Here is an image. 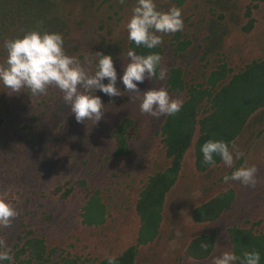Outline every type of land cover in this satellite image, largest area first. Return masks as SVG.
I'll list each match as a JSON object with an SVG mask.
<instances>
[{
    "label": "rangeland",
    "instance_id": "rangeland-1",
    "mask_svg": "<svg viewBox=\"0 0 264 264\" xmlns=\"http://www.w3.org/2000/svg\"><path fill=\"white\" fill-rule=\"evenodd\" d=\"M52 2L57 12L50 16L60 18L69 30L64 37L66 52L92 70L97 52L111 54L117 86L125 94L109 97L97 89L94 94L101 97L105 111L93 124L77 122L63 93L55 87L45 95L31 96L27 90L9 94L0 82V195L19 212L10 227L0 228V237L13 257L0 264H17L20 258H28L27 252L19 258L16 253L31 236L43 237L49 249H56L53 260L68 253L79 256L83 264H91L120 255L138 240L142 224L136 203L140 190L150 175L169 163L156 132L163 116L141 113L140 101L130 100L121 79L130 60L126 24L137 0H125L124 4L119 0ZM250 2L186 0L178 6L174 0H155L160 10L173 5L181 8L184 28L178 32L191 41L185 51L174 55L169 44L177 32L158 33L167 47L162 56L167 75L169 67L177 64L185 68L188 77L202 82L220 61L228 62L237 72L253 60L264 59V3L249 6L248 16ZM12 10L9 16H0V63L7 56L4 41L24 32L26 15L23 10ZM251 18L253 26L248 29ZM42 29L47 31L43 24ZM166 79L146 78L138 88L142 92L167 88ZM103 82L108 83L107 79ZM170 95L185 98V94ZM125 117L133 124L128 133L131 151L118 157L113 129ZM234 144L244 157L234 160L232 168L222 161L205 173L196 169L193 148L186 152L179 179L165 200L160 232L155 240L139 246L136 264H213L224 251H233L230 228L247 227L264 233V107L250 117ZM245 160L258 169L256 186L225 183L224 175H230ZM228 189L235 191L233 201L219 218L209 222L194 219L197 206ZM97 190L107 205L106 218L100 225H88L81 212ZM211 231L216 233V244L209 259L190 256V241Z\"/></svg>",
    "mask_w": 264,
    "mask_h": 264
},
{
    "label": "trees",
    "instance_id": "trees-1",
    "mask_svg": "<svg viewBox=\"0 0 264 264\" xmlns=\"http://www.w3.org/2000/svg\"><path fill=\"white\" fill-rule=\"evenodd\" d=\"M54 1V0H53ZM182 5L186 0H174ZM264 0H251L247 7H258ZM246 14L251 16V8ZM13 8L23 10V31L27 27L33 29L43 22L49 32H62L63 39L69 32L60 18L51 17L54 5L52 0H1L0 16H9ZM13 11V10H12ZM2 24L3 22L0 21ZM248 29L253 26L250 19ZM190 40L177 32L170 49L174 55L185 51ZM130 49L137 54H148L149 51L159 52L162 56L167 47L161 44L158 48L148 50L137 47L130 42ZM207 53H205L206 56ZM204 57V56H203ZM167 90L173 94H185L181 111L173 116H163L158 130L161 136L163 149L169 161L168 166L158 170L148 177L147 182L140 190L136 203V210L141 219L138 240L127 247L118 258L117 264H136L139 246L155 240L160 232L163 219V208L168 192L178 181L186 152L192 147L196 169L205 173L213 166L203 162L202 145L209 139H223L231 147L244 130L250 117L264 107V59H256L235 72L226 61L220 63L207 76L205 81L197 82L187 76L184 67L172 65L166 79ZM133 126L132 119L125 117L114 129L113 136L116 142L115 155L128 156L130 154L129 129ZM166 150V151H165ZM216 165L222 162L215 156ZM235 191L228 189L206 200L193 210L194 219L201 222L216 220L229 209ZM83 222L88 225H100L105 221L107 205L102 201L99 191L91 195L81 212ZM230 239L233 251L241 256L244 250L256 249L260 253V264H264V233L253 228L232 227ZM202 241L208 243L207 250L200 248ZM216 244V233L202 234L194 237L187 252L196 259H209ZM29 253L28 258H20L17 264H83L79 256L68 253L61 254L58 260H53L56 249H49L43 237L31 236L24 241V246L18 248L16 257L21 253ZM88 260V258H87ZM92 262V260L90 261ZM108 264L106 257L97 263ZM234 264H240L237 260Z\"/></svg>",
    "mask_w": 264,
    "mask_h": 264
},
{
    "label": "clouds",
    "instance_id": "clouds-1",
    "mask_svg": "<svg viewBox=\"0 0 264 264\" xmlns=\"http://www.w3.org/2000/svg\"><path fill=\"white\" fill-rule=\"evenodd\" d=\"M119 3L124 4L125 0H119ZM42 24L41 21L37 27L24 31L22 36L4 41L7 56L0 63V82L9 90V94L27 90L31 96H39L45 95L50 87H55L63 93V100L70 106L77 122L98 123L103 118L105 105L101 97L94 94L96 90L109 97L125 94L117 86L118 75L112 55L97 52L95 69L86 68L77 57L66 52L62 34L43 30ZM126 28L128 39L137 47L156 49L163 43L162 35L158 33L183 30L182 10L175 5L166 11L160 10L155 0H137ZM127 57L130 60L124 66L121 79L130 100L140 101V112L156 118L179 113L184 101L179 96H171L166 87L143 92L138 88V83H143L146 78L166 79L168 69L163 64L162 55L156 51L137 54L129 49ZM105 79L108 83L103 82ZM201 152L205 164L215 166L214 157L219 156L229 168H232L234 160L245 155L234 143L230 147L223 139L207 140ZM257 172L256 165H249L245 160L230 175H224L223 180L225 183L239 181L243 185L255 187ZM18 215L19 212L6 196L0 195V228L10 227ZM208 247L207 242H201V249L207 250ZM12 259L11 249L7 247L5 239L0 237V262ZM106 259L108 264H117L115 255L107 256ZM260 259L256 249L244 250L241 256L228 250L215 257L213 264H234L237 260L240 264H260Z\"/></svg>",
    "mask_w": 264,
    "mask_h": 264
},
{
    "label": "crops",
    "instance_id": "crops-1",
    "mask_svg": "<svg viewBox=\"0 0 264 264\" xmlns=\"http://www.w3.org/2000/svg\"><path fill=\"white\" fill-rule=\"evenodd\" d=\"M198 222H201V221H198ZM201 235V234H200ZM200 235H198V236H200ZM196 237V236H195Z\"/></svg>",
    "mask_w": 264,
    "mask_h": 264
},
{
    "label": "bare ground",
    "instance_id": "bare-ground-1",
    "mask_svg": "<svg viewBox=\"0 0 264 264\" xmlns=\"http://www.w3.org/2000/svg\"><path fill=\"white\" fill-rule=\"evenodd\" d=\"M249 125V124H248ZM162 148V147H161ZM166 151V150H165ZM168 160V159H167ZM82 221V220H81Z\"/></svg>",
    "mask_w": 264,
    "mask_h": 264
}]
</instances>
